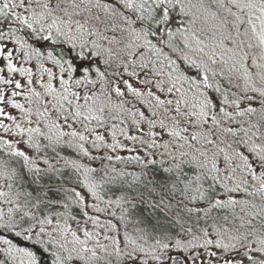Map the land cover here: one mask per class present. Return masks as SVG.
Segmentation results:
<instances>
[{"label": "snow or ice", "instance_id": "snow-or-ice-1", "mask_svg": "<svg viewBox=\"0 0 264 264\" xmlns=\"http://www.w3.org/2000/svg\"><path fill=\"white\" fill-rule=\"evenodd\" d=\"M0 264H264V0H0Z\"/></svg>", "mask_w": 264, "mask_h": 264}, {"label": "rangeland", "instance_id": "rangeland-1", "mask_svg": "<svg viewBox=\"0 0 264 264\" xmlns=\"http://www.w3.org/2000/svg\"><path fill=\"white\" fill-rule=\"evenodd\" d=\"M22 102V101H21Z\"/></svg>", "mask_w": 264, "mask_h": 264}]
</instances>
